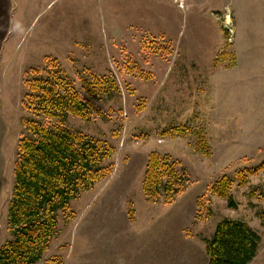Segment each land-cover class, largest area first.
I'll return each mask as SVG.
<instances>
[{"label":"rangeland","instance_id":"rangeland-1","mask_svg":"<svg viewBox=\"0 0 264 264\" xmlns=\"http://www.w3.org/2000/svg\"><path fill=\"white\" fill-rule=\"evenodd\" d=\"M238 10L230 0H11L0 247L18 142L26 122L42 121L26 106L28 84L54 74L89 105L86 118L64 123L112 149L111 173L58 213L38 264H206L204 240L224 218L257 233L249 264H264V31L244 32ZM152 153L178 178L147 198ZM223 178L235 207L212 192Z\"/></svg>","mask_w":264,"mask_h":264},{"label":"trees","instance_id":"trees-1","mask_svg":"<svg viewBox=\"0 0 264 264\" xmlns=\"http://www.w3.org/2000/svg\"><path fill=\"white\" fill-rule=\"evenodd\" d=\"M53 75L28 84L26 106L42 121L26 122L30 135L18 142L7 206L10 238L0 247V264H38L54 238L58 213L111 173L104 162L112 149L64 123L68 115L86 118L89 105L70 83ZM167 161L154 153L149 156L142 182L147 198L168 192L178 178ZM229 189L230 182L223 178L212 192L235 207ZM204 244L206 264H249L257 254L259 236L247 223L224 218Z\"/></svg>","mask_w":264,"mask_h":264},{"label":"crops","instance_id":"crops-1","mask_svg":"<svg viewBox=\"0 0 264 264\" xmlns=\"http://www.w3.org/2000/svg\"><path fill=\"white\" fill-rule=\"evenodd\" d=\"M230 1L233 5H235L237 10L241 7L242 10L240 11V15H242V18L247 15L244 18L243 22H245L247 26H249V28L242 29L244 32L264 31V27L259 24L264 23V0H239V2H236L235 0ZM10 9L11 0H0V56L3 50V42H5L4 38H7L6 36L9 35L8 32L10 31ZM250 26H253V29H251ZM242 42V48L244 52H246L247 45L245 44L243 39ZM2 70H0V76Z\"/></svg>","mask_w":264,"mask_h":264}]
</instances>
